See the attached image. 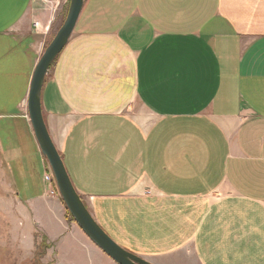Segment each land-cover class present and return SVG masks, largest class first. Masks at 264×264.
Instances as JSON below:
<instances>
[{
    "label": "crops",
    "instance_id": "crops-1",
    "mask_svg": "<svg viewBox=\"0 0 264 264\" xmlns=\"http://www.w3.org/2000/svg\"><path fill=\"white\" fill-rule=\"evenodd\" d=\"M69 2L0 0V207L46 213L57 264H116L57 207L26 115ZM42 104L121 247L151 264H264V0H86Z\"/></svg>",
    "mask_w": 264,
    "mask_h": 264
},
{
    "label": "water",
    "instance_id": "water-1",
    "mask_svg": "<svg viewBox=\"0 0 264 264\" xmlns=\"http://www.w3.org/2000/svg\"><path fill=\"white\" fill-rule=\"evenodd\" d=\"M86 0H70L67 18L38 62L27 100L28 118L36 142L54 174L60 196L83 233L116 264H151L115 242L97 223L75 189L61 153L49 132L42 104V92L49 70L68 45L83 12Z\"/></svg>",
    "mask_w": 264,
    "mask_h": 264
},
{
    "label": "rangeland",
    "instance_id": "rangeland-1",
    "mask_svg": "<svg viewBox=\"0 0 264 264\" xmlns=\"http://www.w3.org/2000/svg\"><path fill=\"white\" fill-rule=\"evenodd\" d=\"M69 8L70 2L69 4L65 5L64 10L61 11L57 16L58 20L56 19L57 21L55 22L54 30L57 29V31H59V29L62 27L67 18ZM40 27L41 25L39 24V29ZM25 109L26 115L28 116L27 107ZM134 110L135 111L133 114L136 117H145V112L141 106L137 105ZM15 130L17 131V129ZM21 140H25L23 135ZM26 140L29 141V137H27ZM45 161L48 164L46 159ZM47 167L48 165L45 164L44 173L46 172ZM47 190L50 195L59 199L60 202H58L57 207L59 205L65 207L64 213L66 221L79 227L74 221L72 215L67 210V207L65 206L58 189L54 193L51 187L47 186ZM84 203L89 209L87 202L84 201ZM19 209L20 207L17 203H15L14 198H10V204L8 208L4 207L2 210L0 207V264H57V255L55 250L53 251L55 248L54 244H52L48 234L46 233L47 225L43 223V221L48 222L47 214L42 213L40 215L42 221L37 223L32 215L28 213H21ZM57 209L59 208L55 209L54 207V210L57 211Z\"/></svg>",
    "mask_w": 264,
    "mask_h": 264
},
{
    "label": "built area",
    "instance_id": "built-area-1",
    "mask_svg": "<svg viewBox=\"0 0 264 264\" xmlns=\"http://www.w3.org/2000/svg\"><path fill=\"white\" fill-rule=\"evenodd\" d=\"M34 27L37 31L39 30V24H35ZM49 30H50L49 26H46L44 28V32H48ZM46 165H48V167L46 169V172L44 173V182L46 183L47 186H50L53 192L55 193L58 189L56 185V180L49 163L48 164L46 163Z\"/></svg>",
    "mask_w": 264,
    "mask_h": 264
},
{
    "label": "trees",
    "instance_id": "trees-1",
    "mask_svg": "<svg viewBox=\"0 0 264 264\" xmlns=\"http://www.w3.org/2000/svg\"><path fill=\"white\" fill-rule=\"evenodd\" d=\"M45 247H46V245H45Z\"/></svg>",
    "mask_w": 264,
    "mask_h": 264
}]
</instances>
